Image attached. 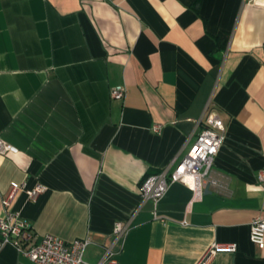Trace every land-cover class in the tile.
<instances>
[{"label":"crops","instance_id":"crops-1","mask_svg":"<svg viewBox=\"0 0 264 264\" xmlns=\"http://www.w3.org/2000/svg\"><path fill=\"white\" fill-rule=\"evenodd\" d=\"M208 113L226 130L218 184L195 196L172 183L156 220L140 185L185 156ZM0 138L17 149L0 154V217L25 183L10 210L40 237H88V264L105 250L197 264L212 244L236 252L209 264H264L249 240L264 220V0H0ZM0 264L32 263L0 239Z\"/></svg>","mask_w":264,"mask_h":264},{"label":"built area","instance_id":"built-area-1","mask_svg":"<svg viewBox=\"0 0 264 264\" xmlns=\"http://www.w3.org/2000/svg\"><path fill=\"white\" fill-rule=\"evenodd\" d=\"M125 87L119 85L110 90L112 99H123ZM202 124L196 139L189 147L185 156L177 161L173 168L171 164L163 167L159 172L146 176L140 185L141 206L149 201L152 203V216L164 222V218L156 214V205L164 197L169 186L180 182L193 191L195 196H200L203 187L217 185L211 177L213 161L226 139V130L222 120L214 113L203 114L196 120ZM155 130L158 126L154 127ZM17 149L0 138V154ZM256 180L264 186V168L258 170ZM25 183L13 185L7 196L2 199L3 215L0 217L1 246H11L18 253L23 254L32 264H88L84 254L91 244L90 239H78L65 242L52 235L42 237L35 234L31 225L25 221L18 212L10 210L11 203L19 189H24ZM45 190L41 184L32 189H26L29 200H34L39 193ZM140 206V207H141ZM139 207V208H140ZM130 230V223L117 222L113 226V234L117 237L125 236ZM249 240L252 245L262 250L264 248V220L254 219L250 224ZM219 252H236L233 244H212L197 264H209L211 259ZM95 264H118L116 255L105 250Z\"/></svg>","mask_w":264,"mask_h":264},{"label":"trees","instance_id":"trees-1","mask_svg":"<svg viewBox=\"0 0 264 264\" xmlns=\"http://www.w3.org/2000/svg\"><path fill=\"white\" fill-rule=\"evenodd\" d=\"M221 36H217V38H220Z\"/></svg>","mask_w":264,"mask_h":264}]
</instances>
